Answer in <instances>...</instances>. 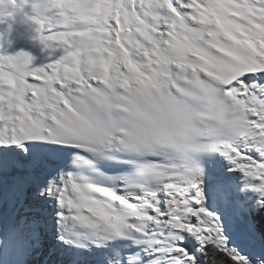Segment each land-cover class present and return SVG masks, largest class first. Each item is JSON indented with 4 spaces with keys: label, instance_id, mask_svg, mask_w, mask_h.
Instances as JSON below:
<instances>
[{
    "label": "snow or ice",
    "instance_id": "6c2138e0",
    "mask_svg": "<svg viewBox=\"0 0 264 264\" xmlns=\"http://www.w3.org/2000/svg\"><path fill=\"white\" fill-rule=\"evenodd\" d=\"M5 18L0 264H264V0Z\"/></svg>",
    "mask_w": 264,
    "mask_h": 264
},
{
    "label": "bare ground",
    "instance_id": "6f19581e",
    "mask_svg": "<svg viewBox=\"0 0 264 264\" xmlns=\"http://www.w3.org/2000/svg\"><path fill=\"white\" fill-rule=\"evenodd\" d=\"M10 22L11 21H7V19L5 18V24H0V31H5L6 30L7 23H10ZM21 33H27V29H25L24 27H22L19 23H14V25H13V32L9 36V39H11L13 41V45H14V49L15 50H20L21 47H24L25 50H28V46L21 45L16 40V36L18 34H21Z\"/></svg>",
    "mask_w": 264,
    "mask_h": 264
},
{
    "label": "clouds",
    "instance_id": "9594fccd",
    "mask_svg": "<svg viewBox=\"0 0 264 264\" xmlns=\"http://www.w3.org/2000/svg\"><path fill=\"white\" fill-rule=\"evenodd\" d=\"M4 7L7 8V5H5Z\"/></svg>",
    "mask_w": 264,
    "mask_h": 264
}]
</instances>
